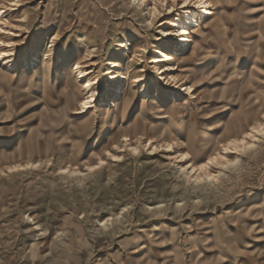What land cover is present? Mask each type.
I'll return each instance as SVG.
<instances>
[{
  "label": "rangeland",
  "instance_id": "obj_1",
  "mask_svg": "<svg viewBox=\"0 0 264 264\" xmlns=\"http://www.w3.org/2000/svg\"><path fill=\"white\" fill-rule=\"evenodd\" d=\"M131 1L0 0V264H264V0Z\"/></svg>",
  "mask_w": 264,
  "mask_h": 264
},
{
  "label": "bare ground",
  "instance_id": "obj_2",
  "mask_svg": "<svg viewBox=\"0 0 264 264\" xmlns=\"http://www.w3.org/2000/svg\"><path fill=\"white\" fill-rule=\"evenodd\" d=\"M154 1V5L152 7L151 10H148V14L150 16H153L155 14V12L157 11V6H156V1H162L163 4L168 5L169 1L168 0H153ZM175 1V0H174ZM182 5H181V10L186 13V19L181 20L180 18H176V21H180V31L177 32V36L180 37L182 42H189L192 37H194L191 33V28L194 26H198V24H204L203 21L201 20H197L195 17L197 15L199 16H203L205 21H209L212 23V25H216L214 24V21L217 20V18L219 19V15H218V10H219V0H182ZM133 4L136 5H142L144 4L145 0H132L131 1ZM136 2V3H135ZM187 2H189V4H187ZM169 8H172V5H168ZM2 16V14L0 13V17ZM180 19V20H179ZM202 32V29L200 30ZM167 32H165L166 34ZM198 39H203L202 35L198 37ZM157 57L154 59L155 62L157 61H163V60H173V57L165 54L164 52H162V50H158L156 53ZM163 57V59L159 58ZM116 66L115 62H111V66L109 69V72H112V68H114ZM79 66L78 64L75 65L74 70H78ZM170 70H174L173 66H170L169 68ZM79 76L80 77H84L87 72L85 71H80L78 70ZM171 80L173 82V85H176L177 83V79L174 76H171ZM92 81L90 79H86L85 81V85H84V89L89 92V96L86 97V99H84L81 104H82V111H80V113L83 112H87L88 108L90 107V103H92L95 100V92L92 90ZM181 88L183 90H185L187 87H182ZM190 88V86H189ZM261 126L263 125H259L258 128H254V129H259ZM257 133H260L259 131H255ZM251 133H245L244 136H242L239 139L236 140H231L230 142H238L243 140L244 143H233L235 145V149L239 148L240 150H245L247 148H249L251 146V144H249L248 142L245 141L246 136L250 135ZM252 142H254L252 140ZM171 146V145H169ZM220 158V156H212L211 158H209L206 162L198 165V166H193L191 163H187V164H181L179 166H177V169L183 173V174H190L192 176L193 182H199L200 180H207L209 178H214L215 175L211 174L209 171L210 165L213 162H218V159ZM183 160V156H181L180 160L178 161H182ZM238 161V158H236L235 162ZM223 164V163H222ZM64 172H67L69 175H77L76 170H64ZM201 173V174H199ZM220 173H218L217 175H219Z\"/></svg>",
  "mask_w": 264,
  "mask_h": 264
},
{
  "label": "snow or ice",
  "instance_id": "obj_3",
  "mask_svg": "<svg viewBox=\"0 0 264 264\" xmlns=\"http://www.w3.org/2000/svg\"><path fill=\"white\" fill-rule=\"evenodd\" d=\"M253 131H254V132H255V131H259L260 134H264V126H261L259 129H253ZM233 143H244V141L241 140V141L233 142Z\"/></svg>",
  "mask_w": 264,
  "mask_h": 264
}]
</instances>
